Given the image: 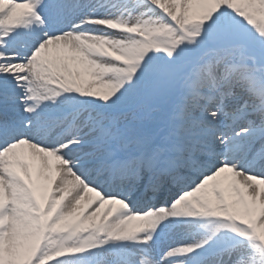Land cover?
Listing matches in <instances>:
<instances>
[{
  "label": "snow or ice",
  "instance_id": "snow-or-ice-1",
  "mask_svg": "<svg viewBox=\"0 0 264 264\" xmlns=\"http://www.w3.org/2000/svg\"><path fill=\"white\" fill-rule=\"evenodd\" d=\"M0 264H264V0H0Z\"/></svg>",
  "mask_w": 264,
  "mask_h": 264
}]
</instances>
